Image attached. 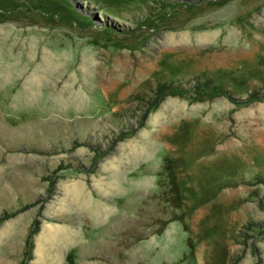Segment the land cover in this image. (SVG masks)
Here are the masks:
<instances>
[{"label": "rangeland", "instance_id": "374dc122", "mask_svg": "<svg viewBox=\"0 0 264 264\" xmlns=\"http://www.w3.org/2000/svg\"><path fill=\"white\" fill-rule=\"evenodd\" d=\"M0 264H264V0H0Z\"/></svg>", "mask_w": 264, "mask_h": 264}, {"label": "trees", "instance_id": "16d2710c", "mask_svg": "<svg viewBox=\"0 0 264 264\" xmlns=\"http://www.w3.org/2000/svg\"><path fill=\"white\" fill-rule=\"evenodd\" d=\"M174 90H176V92H179V90H177L176 88H175ZM34 234H35V233H34ZM32 237H33V236H30L29 239H28V241H27V244H28V246H29V248H30V251H31L32 248H33V244L31 243Z\"/></svg>", "mask_w": 264, "mask_h": 264}]
</instances>
